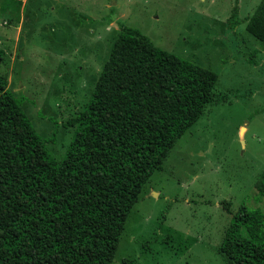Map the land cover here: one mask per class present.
I'll return each mask as SVG.
<instances>
[{"label":"rangeland","instance_id":"1","mask_svg":"<svg viewBox=\"0 0 264 264\" xmlns=\"http://www.w3.org/2000/svg\"><path fill=\"white\" fill-rule=\"evenodd\" d=\"M259 0H0V75L48 152L62 158L121 25L218 75L124 224L112 264H224L232 215L264 208V44L246 29Z\"/></svg>","mask_w":264,"mask_h":264},{"label":"trees","instance_id":"2","mask_svg":"<svg viewBox=\"0 0 264 264\" xmlns=\"http://www.w3.org/2000/svg\"><path fill=\"white\" fill-rule=\"evenodd\" d=\"M245 29L264 44V0ZM217 80L121 25L58 159L0 75V264H112L143 185L207 105L228 99ZM231 217L224 264H264V208Z\"/></svg>","mask_w":264,"mask_h":264}]
</instances>
